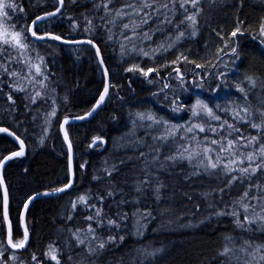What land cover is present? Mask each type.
<instances>
[{"label":"snow or ice","instance_id":"1","mask_svg":"<svg viewBox=\"0 0 264 264\" xmlns=\"http://www.w3.org/2000/svg\"><path fill=\"white\" fill-rule=\"evenodd\" d=\"M207 2L216 5L219 0ZM69 3L76 5L77 0ZM85 3L91 8L81 13V26L71 16H65V0H55L50 7L37 4L39 12L31 17L20 0H0V95L5 100V107L0 109V133L18 144V150L0 154V214L6 224L4 238L0 239V264H105L106 254L124 243L130 228L141 241L133 264H161L165 248L146 242L149 225L154 226L152 230H157V224L161 228L194 227L198 225L193 224V219L205 224L222 222L224 218H230L241 235L239 242L231 233L223 236L216 253L218 264H264V107L253 109L247 103L249 91L258 87L257 80L245 77L248 88L235 83L236 91L246 101L243 105L226 99L223 105L217 101L210 106L201 95L205 90L219 93L231 87L229 64L241 58L238 37L249 32L264 44V18L252 32V26L237 17L229 33L216 32L220 44L214 50L205 45V55L192 56L190 49L182 47L186 40L198 35L204 0ZM61 19L71 21L68 36L49 30L52 21ZM77 32L81 35H75ZM101 33L105 45H119L123 72L156 84L154 97L163 100L174 114L187 109L190 117L184 123H175L151 109L133 113L132 130L122 138V145L132 148V156L118 162L106 160L92 177L99 190L92 193L89 189L70 199L62 217L70 225L64 230L67 235L63 247L49 243L40 256L30 253V260H25L23 252L31 248L29 231L25 227L22 234L14 237L4 179L6 165L27 152L25 139L15 129L23 126L28 132L26 122L42 120L38 145L44 146L53 134L67 145L68 180L62 186L29 194L22 204L27 212L40 196L67 193L79 182L77 172L87 168V161L74 164L71 125L93 117L113 98L124 99L120 85L111 81L101 55L97 43ZM157 34L163 38L154 39ZM50 42L94 49L104 82L97 99L83 114L70 116L61 112L68 104V96H60L63 89H59L56 73L40 50L54 47ZM169 53L172 59L167 58ZM145 59L151 63L146 64ZM185 66H191L187 72L183 70ZM190 88L199 91H195L194 102H184L182 95ZM138 128L144 129L143 137L137 135ZM107 143L101 135H94L87 147ZM125 166H130L128 174ZM177 170L175 178L179 183L168 184L167 179ZM148 200L155 207L144 203ZM178 200L184 202L183 211L179 210ZM18 219L22 221L23 215ZM81 219L83 227L75 223ZM119 264H124L123 258Z\"/></svg>","mask_w":264,"mask_h":264},{"label":"trees","instance_id":"2","mask_svg":"<svg viewBox=\"0 0 264 264\" xmlns=\"http://www.w3.org/2000/svg\"><path fill=\"white\" fill-rule=\"evenodd\" d=\"M20 2L23 3L25 12L31 17L34 13L39 12L35 5L46 3V6L50 7L55 0H20ZM65 5V16H71L83 26L81 13L88 11L91 5L86 4L85 0H77L76 5L65 0ZM237 17L245 21L247 25H251L252 32H256L259 21L264 18V0H242V7L241 0H219L216 5H210L207 0H204V12L199 17L198 35L186 40L182 50L190 49L192 56L205 55V45L209 50H214L220 44V38L216 32L219 31L222 35L229 33L234 27ZM49 30L68 36L72 31L71 21L67 19L54 20L49 25ZM75 35H81V33L77 32ZM102 37L101 33V36L97 37V43L101 47L105 65L109 70V77L112 82L120 85V94L124 99L113 98L92 119L71 125L70 136L73 142L74 164L87 161V168L77 172L79 182L74 184V187L67 193L37 199L30 205L26 214V222L29 225L31 248L23 252L25 260H30V253L41 254L49 243L63 247L67 235L64 230L70 225L62 217L65 216L69 208L70 199H73L77 193H83L89 189L92 193L99 190L92 177L100 172L106 160L109 163L118 162L120 159L132 156V148L121 144L122 138H126L132 130L131 115L133 113L138 110L151 109L159 116L175 123H184L190 117L187 109L179 114H174L165 106L163 100L154 97L152 92L156 89V84H149L143 77L123 72L119 45H105ZM162 38L160 34H157L154 39ZM238 40L241 58L235 63L229 64L228 81L231 87L219 93L205 90L201 95L208 99L210 106H213L217 101L223 105L226 99L243 105L246 103L243 94L237 92L234 85L239 82L248 88L245 77L252 76L257 80L258 87L249 91L247 103L253 109L264 107V87L260 86L264 85V44L260 43L259 38L253 39L249 32L238 37ZM50 43L54 47L49 49L45 46L40 50L45 55L52 71L56 73L59 89H63L60 91V96H68L65 111L61 112L70 116L83 114L97 99L104 82L103 72L94 49L87 45L71 46L62 45L59 42ZM167 58H173L171 53L167 55ZM145 63L151 62L145 59ZM189 67L191 66H185L183 70L187 72ZM129 81H131V87H129ZM195 91H199V89L190 88L189 91L183 93L182 100L187 102L191 99L194 102ZM3 107H5V100L0 102V109ZM113 116L116 119H113ZM0 121H3V117H0ZM4 122L6 123V121ZM42 123V120H38L36 123L26 122L28 132H24L23 126L15 129L17 134L25 139L26 156L11 161L6 165L4 171L5 184L9 190V218L13 225L14 237L16 233L22 234L18 217L21 215L22 204L28 195L36 191L42 192L50 190L52 187L62 186L69 178L67 175V149L62 138L53 134L50 139L46 140L44 146L41 147L37 143ZM53 133H55V129H53ZM94 135H101L108 141L106 145L97 147L101 148L98 152L97 148L89 149L87 147ZM137 135L143 137L144 129L138 128ZM116 143L119 147L115 146ZM17 148L14 141L4 134H0V154H7L8 151L17 150ZM128 167L130 166H125L126 174H128ZM178 174L179 170L167 179V183H179V180L175 178ZM204 183L207 184V181ZM144 203L155 207L151 200ZM177 203L179 210L183 211L184 202L178 200ZM201 206L203 213V201H201ZM131 222L130 214L129 225ZM75 223L83 227L82 219ZM198 223V220L193 219V224L198 225ZM153 227V225H149L150 230L145 233V238L146 242L165 248L161 264H218L216 253L223 244V236L231 233L239 240L241 235L240 231L235 229L230 218H224L222 222L213 220L194 227L173 225L174 228L162 229L157 224L155 225L157 230H152ZM129 231L131 234L126 237L124 243L106 254L105 264H119L121 258H123L124 264H133L131 261L134 258V250L141 245V241L134 237L131 228ZM5 232V223L2 220V214H0V239L4 238Z\"/></svg>","mask_w":264,"mask_h":264},{"label":"water","instance_id":"3","mask_svg":"<svg viewBox=\"0 0 264 264\" xmlns=\"http://www.w3.org/2000/svg\"><path fill=\"white\" fill-rule=\"evenodd\" d=\"M73 46H77V45H73ZM95 115V114H94ZM89 119H91V118H89ZM88 119V120H89ZM86 121V120H85ZM80 121H76L75 123H79ZM81 122H83V121H81ZM11 138V137H10ZM12 139V138H11ZM65 146H66V148H67V145L65 144ZM44 192V191H43ZM59 195V194H58ZM58 195H56V196H58ZM48 197H54V196H40V197H38L37 199H41V198H48ZM21 215H23V220L21 221V227H22V230H24V228H25V215H26V212H24V211H22V214Z\"/></svg>","mask_w":264,"mask_h":264},{"label":"rangeland","instance_id":"4","mask_svg":"<svg viewBox=\"0 0 264 264\" xmlns=\"http://www.w3.org/2000/svg\"><path fill=\"white\" fill-rule=\"evenodd\" d=\"M65 108H66V107H62V108H61V111H65ZM115 146H116V147H119L118 143H116ZM100 149H101V148H97L96 151L98 152ZM1 195H2V194H1ZM131 223H132V222H131ZM131 223H130V224H131ZM198 225H202V224H199V223H198ZM176 226H178V225H176ZM170 227L174 228L173 226H170ZM170 227H167V228H170ZM162 229H163V228H162ZM165 229H166V228H165ZM131 232H132V230H131ZM132 234L134 235V237H136V235L134 234V232H132ZM136 239H138V238L136 237ZM238 242H239V240H238ZM140 246H141V245H140ZM140 246H138V247H140ZM138 247H137V248H138ZM137 248H136V249H137ZM134 252H135V250H134ZM134 256H135V253H134ZM129 261H130V260H129ZM131 263H133V260L131 261Z\"/></svg>","mask_w":264,"mask_h":264},{"label":"bare ground","instance_id":"5","mask_svg":"<svg viewBox=\"0 0 264 264\" xmlns=\"http://www.w3.org/2000/svg\"><path fill=\"white\" fill-rule=\"evenodd\" d=\"M247 1H248V0H247ZM71 46H73V45H71ZM77 46H79V45H77ZM101 55H102V53H101ZM102 57H103V55H102ZM97 60H98V59H97ZM105 66H106V65H105ZM100 68H101V67H100ZM101 70H102V68H101ZM102 72H103V71H102ZM134 80H135V79H134ZM98 111H99V110H98ZM72 112H73V111H72ZM77 113H78V112H77ZM96 114H97V113H96ZM96 114H95V115H96ZM74 115H75V114H74ZM95 115H94V116H95ZM94 116H93V117H94ZM93 117H91V119H92ZM89 120H90V119H89ZM86 121H88V120H86ZM86 121H83V122H86ZM83 122L80 121L79 123H83ZM74 124H77V123H74ZM100 127H101V126H100ZM9 138H10V137H9ZM15 143H16V142H15ZM16 144H17V143H16ZM105 145H106V144H105ZM121 145H122V144H121ZM103 146H104V145H103ZM17 147H18V144H17ZM32 149H33V148H32ZM28 150H29V149H28ZM25 156H26V155H25ZM25 156H24V157H25ZM9 163H10V162H9ZM18 169H19V168H18ZM22 169H23V168H22ZM60 186H61V185H60ZM46 191H47V190H46ZM42 192H43V191H42ZM29 193H30V192H29ZM1 194H2V193H1ZM61 194H63V193H61ZM17 195H18V194H17ZM59 195H60V194H59ZM57 218H58V217H57ZM1 225H2V224H1ZM31 239H32V238H31Z\"/></svg>","mask_w":264,"mask_h":264},{"label":"flooded vegetation","instance_id":"6","mask_svg":"<svg viewBox=\"0 0 264 264\" xmlns=\"http://www.w3.org/2000/svg\"><path fill=\"white\" fill-rule=\"evenodd\" d=\"M3 101H4V97L2 95H0V102L2 103ZM11 224H12V222H11ZM26 224H27V222H26ZM12 228H13V225H12ZM27 228H28V231H29V225L28 224H27ZM20 229H21V225H20ZM21 232H22V229H21ZM29 238H30V232H29ZM36 254H37V256L41 255V254H38V253H36ZM52 264H54V262H52Z\"/></svg>","mask_w":264,"mask_h":264}]
</instances>
